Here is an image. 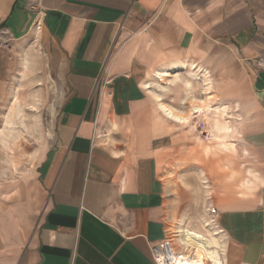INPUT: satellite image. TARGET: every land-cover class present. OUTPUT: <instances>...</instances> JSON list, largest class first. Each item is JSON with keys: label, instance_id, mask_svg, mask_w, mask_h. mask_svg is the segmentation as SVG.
Here are the masks:
<instances>
[{"label": "crops", "instance_id": "0c3cea01", "mask_svg": "<svg viewBox=\"0 0 264 264\" xmlns=\"http://www.w3.org/2000/svg\"><path fill=\"white\" fill-rule=\"evenodd\" d=\"M29 27L65 99L34 179L0 183V264H156L172 223L202 229L209 207L226 264H264V0H0L2 32ZM23 66L1 40L0 104ZM166 69L201 74L214 89L205 105L238 118V157L211 158L209 191L203 169L172 182L188 123L160 110L147 82Z\"/></svg>", "mask_w": 264, "mask_h": 264}, {"label": "rangeland", "instance_id": "374dc122", "mask_svg": "<svg viewBox=\"0 0 264 264\" xmlns=\"http://www.w3.org/2000/svg\"><path fill=\"white\" fill-rule=\"evenodd\" d=\"M33 19L36 21V15ZM2 30L5 29L0 30V41H10L18 52L20 64L21 62L24 64L23 74L17 77L9 94L0 104V183L12 188L27 179L29 182L34 179L37 164L53 135L56 111L65 99V95L63 82L49 71L45 54L39 46L38 38L34 37L31 27L20 37ZM168 75L171 77L166 79L164 77L167 75L161 76L158 71L155 80L147 82L154 91L155 99L160 98L159 102L166 101L177 110L183 111L178 114L189 116L188 124H180L177 130L179 131L176 135L178 154L171 161L172 182L180 180L182 173L186 175L200 173L203 169L206 181H203L202 177L199 180L203 181L202 187L206 185L205 188H209V191L211 190L210 175L204 168L209 172L214 163L211 158L218 155L219 165L221 163L233 165L238 157L237 151H232L233 149L229 148L232 146L228 145L229 142L233 144L234 142L230 140L239 135L236 127L238 118L234 117L232 111L228 112L226 105L216 106L217 103L212 107L206 106V110L202 112H196L194 104L203 105L208 101V97L206 98L207 95L210 96L208 93L214 94V89L211 88L207 91L201 90V86L202 89L205 87L201 74L193 79L187 72L177 75L176 78L172 74ZM205 98L207 101L202 103ZM215 99L212 98L213 103ZM184 152L196 153L197 156L194 157L200 160H188L187 165L181 163L178 157ZM195 164H201V167L196 168ZM233 174L234 172L231 171V176ZM190 178L191 176L189 180L194 182V178ZM200 212L195 211V214L200 213L202 216V211ZM188 219L190 222V217ZM178 220L171 225L170 237L173 238L178 252H186L177 235L179 227L189 228L188 226L192 224L186 226L185 223H181V226H178ZM211 225L207 220L203 228L207 233H217L215 235L219 238L224 252V233H220L217 228L212 230Z\"/></svg>", "mask_w": 264, "mask_h": 264}, {"label": "bare ground", "instance_id": "6f19581e", "mask_svg": "<svg viewBox=\"0 0 264 264\" xmlns=\"http://www.w3.org/2000/svg\"><path fill=\"white\" fill-rule=\"evenodd\" d=\"M187 67H189L191 72L199 68L198 65H189ZM168 74L169 71L167 69L159 72L161 76ZM205 100L207 101V99H204L202 102H205ZM205 104L206 102L203 105L195 103L194 107H196V112L206 110ZM158 106L167 116L179 122H189V116L178 114L183 111H176L175 108L166 101L159 102ZM210 223L212 224L211 226L214 225L212 217ZM215 234L207 233L204 228L179 227V234L177 235L179 236L178 240H180V244L186 248V252H179L172 264H226L225 261L228 257L226 258L225 255H223L224 252L222 251L220 240Z\"/></svg>", "mask_w": 264, "mask_h": 264}, {"label": "built area", "instance_id": "2783aa9c", "mask_svg": "<svg viewBox=\"0 0 264 264\" xmlns=\"http://www.w3.org/2000/svg\"><path fill=\"white\" fill-rule=\"evenodd\" d=\"M209 213L215 222L218 214L217 208L209 207ZM178 253L172 237H165L152 248V255L156 264H172Z\"/></svg>", "mask_w": 264, "mask_h": 264}]
</instances>
